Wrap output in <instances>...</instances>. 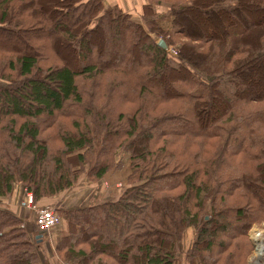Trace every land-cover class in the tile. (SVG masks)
Segmentation results:
<instances>
[{
  "label": "trees",
  "instance_id": "1",
  "mask_svg": "<svg viewBox=\"0 0 264 264\" xmlns=\"http://www.w3.org/2000/svg\"><path fill=\"white\" fill-rule=\"evenodd\" d=\"M136 1L142 25L108 0H0V200L17 186L46 207L126 165L117 200L62 211L68 264H178L192 228L188 264H245L264 221V0ZM21 226L0 210V264L36 260Z\"/></svg>",
  "mask_w": 264,
  "mask_h": 264
},
{
  "label": "rangeland",
  "instance_id": "2",
  "mask_svg": "<svg viewBox=\"0 0 264 264\" xmlns=\"http://www.w3.org/2000/svg\"><path fill=\"white\" fill-rule=\"evenodd\" d=\"M119 1L121 2L123 10H124L123 13L124 14H128L133 22H136V23L142 25V20L140 19V16H141V13H142V9H140V8H141V6L144 3L140 4V2L136 1V0H119ZM117 3L119 4L118 0H117ZM110 4L112 5V3H110ZM106 6L109 7L108 4ZM119 6H120V4H119ZM203 8H204V6H203ZM156 9L160 13L166 12V10H167L165 7L163 8L161 6H157ZM156 9L154 8V10H156ZM63 13L68 14L69 10H66L65 7H64L62 14ZM206 13H207V11H206ZM206 16H208V15H206ZM206 16L204 17V19H207ZM210 19H208V20H210ZM243 24H245L246 26L249 27V24L247 23V21H243ZM231 27H232L231 24L230 23L227 24V22H226L224 24V26H222L221 31L223 33H225L226 31L228 32ZM148 34H149V36L151 38H154V41L156 43H159L160 41H163L162 36H156L155 34H152V33H149V32H148ZM166 38H168V36H166ZM16 41H17L16 37L10 36V42L11 43H15ZM181 41L184 42L185 44L190 43V41L188 42V40L183 39L182 37H180V42ZM26 42H28V41L25 40V43ZM28 43H30V42H28ZM76 45H77V42L74 44V46H76ZM193 45L199 46V43L195 42V43H193ZM188 46H190V44H188ZM0 49L2 50L1 47H0ZM104 51L106 53V51H108V47H105ZM112 51L117 52L118 56L121 55L120 54V51H121L120 48L110 49V52H112ZM171 51H173L175 54H172ZM166 52H167V54H170V57H172L173 59L182 58V56L180 54L181 52H180V49H179V44H175V45L171 44V45H169V47H167V49H166ZM52 148H58V147H52ZM124 166H125L126 169H123L121 167L120 169H116L115 171H111L108 175H106V178H105L106 180L104 179V181L103 180H98V181H95V182L90 181L87 178L86 173H84L82 176H80L79 180L76 183H74V185L71 188H69L67 191H65L61 196H58L57 199H52L51 200V204L47 205L46 207H50V208H52V209H54L56 211L57 215L60 218L59 219L60 220L59 221V225L62 224V227L65 228V230H66L67 224H65V218L61 214L62 211H65V212L66 211H75L77 209H81V208H85V207L97 206V205H101L103 203L97 204V205H95V204L94 205H86V206H78L77 203H71V204H73V206H70L71 209H66V208L62 207L63 203L66 202L67 200L69 202V198H72L81 188L87 186L88 183L97 184V183H100V182L101 183L99 184V186L102 188V191L104 193L105 192L108 193V197H107V198H109L108 201L112 202V201L117 200L119 198V196L121 195V193L127 187L128 169H127L126 165H124ZM16 187L14 188L15 191L13 190L12 195L10 197H8L9 199H12V197L16 196V194L18 193V192H16V190H17ZM108 201H105V202H108ZM0 210H4L7 213L8 212L11 213L10 204H8V199L5 200V201H1L0 200ZM59 225L57 226V228H59ZM263 233H264V221H262L258 225L257 224L252 225L249 228V230H248L247 236H248V238H249V240H250V242L252 244L251 238L252 237H256L257 235L263 234ZM26 234H27V239H25V240H27L29 243L35 244L34 243L35 241L31 237V234L30 233H26ZM194 239H195V231H194V229L192 228V229L186 230V232L183 235V240H182V242L180 244L179 251H178V254H177L178 264H188L187 260H186V253L188 252L191 244L194 242ZM33 246L35 247V245H33ZM36 246H37V243H36ZM252 247H253V244H252ZM258 247L262 251V254H264V250H263L264 248L262 247V244H260V245L258 244ZM83 248H85V247H83ZM259 248L257 249V253H258ZM36 249H37L35 251L36 260L33 259V264H38V261L40 259L39 252H38L39 247L37 246ZM56 250H55V255L59 258V260L63 264H68V262H67L68 260L64 259L65 255L62 254L63 252L56 251ZM258 254H260V253H258ZM255 259H256V255L254 253V250L252 249V252L250 253L248 258L246 259L245 264H252Z\"/></svg>",
  "mask_w": 264,
  "mask_h": 264
},
{
  "label": "crops",
  "instance_id": "3",
  "mask_svg": "<svg viewBox=\"0 0 264 264\" xmlns=\"http://www.w3.org/2000/svg\"><path fill=\"white\" fill-rule=\"evenodd\" d=\"M108 1L111 3L118 4L117 0ZM118 2L120 4V7L123 8L121 2L119 0ZM100 183H88L87 186L81 188L72 198H69V202L68 200L64 202L62 207L66 209H71L70 206H73V204L71 203H77L78 206H86L94 204L97 205L108 201V193H104L102 191V188L99 186ZM16 189V192H18L16 196H13L12 199L8 198V204H10V211L22 220V227L24 228V230L27 233H30L33 239L36 238L39 241L38 252L40 259L38 261V264H63L55 255V250L57 243L63 236L67 234V230H65V228H63L61 224L59 225V228L56 227L49 234H39L36 231L34 212L28 210L24 206V195L22 189L19 187H16Z\"/></svg>",
  "mask_w": 264,
  "mask_h": 264
},
{
  "label": "built area",
  "instance_id": "4",
  "mask_svg": "<svg viewBox=\"0 0 264 264\" xmlns=\"http://www.w3.org/2000/svg\"><path fill=\"white\" fill-rule=\"evenodd\" d=\"M172 54H175L171 51ZM24 206L34 212L35 214V225L37 231L41 235L51 233L59 225V216L56 211L50 207H38L34 203L33 195L30 191H24ZM264 233L259 234L256 237H252L251 241L253 244V250L256 255V259L252 264H264V254H258V244H262L264 248ZM264 250V249H263Z\"/></svg>",
  "mask_w": 264,
  "mask_h": 264
},
{
  "label": "water",
  "instance_id": "5",
  "mask_svg": "<svg viewBox=\"0 0 264 264\" xmlns=\"http://www.w3.org/2000/svg\"><path fill=\"white\" fill-rule=\"evenodd\" d=\"M159 45L162 46V48H163L164 50L167 49V47L164 45L163 41H160Z\"/></svg>",
  "mask_w": 264,
  "mask_h": 264
},
{
  "label": "bare ground",
  "instance_id": "6",
  "mask_svg": "<svg viewBox=\"0 0 264 264\" xmlns=\"http://www.w3.org/2000/svg\"><path fill=\"white\" fill-rule=\"evenodd\" d=\"M160 43V42H159ZM260 245V244H259ZM261 247V246H260ZM259 248V247H258ZM260 251V252H259ZM258 253H260V254H262V251L260 250V248H259V250H258Z\"/></svg>",
  "mask_w": 264,
  "mask_h": 264
}]
</instances>
